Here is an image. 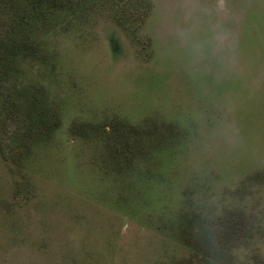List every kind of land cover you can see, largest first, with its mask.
I'll return each instance as SVG.
<instances>
[{
    "label": "rangeland",
    "instance_id": "374dc122",
    "mask_svg": "<svg viewBox=\"0 0 264 264\" xmlns=\"http://www.w3.org/2000/svg\"><path fill=\"white\" fill-rule=\"evenodd\" d=\"M36 4L0 0V264H264V0Z\"/></svg>",
    "mask_w": 264,
    "mask_h": 264
},
{
    "label": "clouds",
    "instance_id": "9594fccd",
    "mask_svg": "<svg viewBox=\"0 0 264 264\" xmlns=\"http://www.w3.org/2000/svg\"><path fill=\"white\" fill-rule=\"evenodd\" d=\"M217 7L221 10L225 9V0H216ZM227 40V33L223 29L218 28L213 34L208 43L215 42L217 45H222Z\"/></svg>",
    "mask_w": 264,
    "mask_h": 264
},
{
    "label": "trees",
    "instance_id": "16d2710c",
    "mask_svg": "<svg viewBox=\"0 0 264 264\" xmlns=\"http://www.w3.org/2000/svg\"><path fill=\"white\" fill-rule=\"evenodd\" d=\"M35 1L37 2V4L35 5L36 7L42 6L44 4L48 7L62 9L66 5V2H68L69 0H65L64 2L61 0H35Z\"/></svg>",
    "mask_w": 264,
    "mask_h": 264
}]
</instances>
